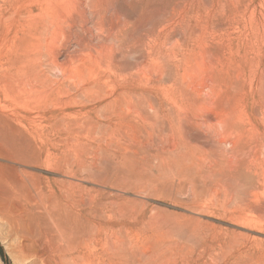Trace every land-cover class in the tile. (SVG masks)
Returning a JSON list of instances; mask_svg holds the SVG:
<instances>
[{
  "label": "rangeland",
  "instance_id": "rangeland-1",
  "mask_svg": "<svg viewBox=\"0 0 264 264\" xmlns=\"http://www.w3.org/2000/svg\"><path fill=\"white\" fill-rule=\"evenodd\" d=\"M95 229L106 264H264V0H0V264Z\"/></svg>",
  "mask_w": 264,
  "mask_h": 264
},
{
  "label": "bare ground",
  "instance_id": "bare-ground-1",
  "mask_svg": "<svg viewBox=\"0 0 264 264\" xmlns=\"http://www.w3.org/2000/svg\"><path fill=\"white\" fill-rule=\"evenodd\" d=\"M101 14V12H100ZM86 17V16H85ZM128 36V35H127ZM138 42V41H137ZM115 58V57H114ZM27 60V59H26ZM140 62V61H139ZM92 70V69H91ZM27 76V75H26ZM125 80V79H124ZM83 82V81H82ZM25 87L26 89H24V94H27V95H31V96H36V97H41L47 90L48 88H45V87H37L33 84H31V78H30V75L27 76V78L25 79ZM85 83V82H84ZM87 84V83H86ZM89 84V83H88ZM95 84V83H94ZM77 85V84H76ZM60 89V88H59ZM123 89V88H122ZM84 90V89H83ZM131 90V89H130ZM140 91V90H139ZM138 91V93H140ZM132 92V91H131ZM130 93V92H129ZM122 94V93H120ZM119 94V95H120ZM136 94V92H135ZM123 95V94H122ZM30 96V97H31ZM85 96V95H84ZM125 96V95H124ZM135 96V95H134ZM93 97V96H92ZM69 98V97H68ZM67 98V99H68ZM91 99V98H90ZM94 99V98H93ZM117 99V98H116ZM141 101V100H140ZM92 102V101H91ZM120 103V101H119ZM122 105V103H121ZM107 106V105H106ZM100 107V106H99ZM117 107V106H116ZM130 107V106H129ZM98 108V107H97ZM105 108V107H104ZM119 108V106H118ZM135 108V107H134ZM129 110V109H128ZM136 110V109H135ZM116 143V142H115ZM142 145V144H141ZM168 147V146H167ZM103 149V148H102ZM116 150V149H115ZM182 150V149H181ZM185 158V157H183ZM188 159V158H187ZM179 160V159H178ZM213 166V165H212ZM208 171V170H207ZM120 211V210H119ZM104 212V211H103ZM120 214V213H119ZM118 214V215H119ZM129 214V213H127ZM126 214V215H127ZM139 214V213H137ZM132 215V214H131ZM136 215V214H135ZM168 216V215H167ZM170 216V215H169ZM133 217V215H132ZM143 217V216H142ZM141 217V218H142ZM87 219V218H86ZM109 219V218H108ZM135 219V218H134ZM137 219V218H136ZM139 219V218H138ZM137 219V220H138ZM172 219V217H171ZM136 220V221H137ZM149 220V219H148ZM157 220V219H156ZM123 221V220H122ZM135 221V222H136ZM139 221V220H138ZM90 222V221H89ZM96 222V221H95ZM143 222V220H142ZM133 223V222H131ZM148 223V221H147ZM120 224V223H119ZM138 224V223H137ZM154 224V223H153ZM172 224V223H171ZM122 225V224H121ZM134 225V224H133ZM157 225V224H156ZM150 226V225H149ZM170 226V225H169ZM95 227V226H94ZM106 227V226H105ZM159 227V226H158ZM86 228V227H85ZM96 228V227H95ZM100 228V227H99ZM110 228V227H109ZM119 228V227H117ZM121 228V227H120ZM128 228V227H127ZM131 228V227H130ZM160 228V227H159ZM94 229V228H93ZM114 229V228H113ZM112 229V230H113ZM123 229H125L123 227ZM122 229V230H123ZM117 230V229H116ZM120 230V229H119ZM136 230V229H135ZM149 230V229H148ZM121 231V230H120ZM127 231V230H126ZM167 231V230H166ZM111 232V231H110ZM125 232V231H124ZM78 233V232H77ZM162 232H160L161 234ZM114 234V233H113ZM151 234V233H149ZM156 234V233H155ZM154 234V235H155ZM159 234V235H160ZM165 234V233H163ZM157 235V234H156ZM80 236V235H79ZM82 236V234H81ZM123 236H124V233H123ZM158 236V235H157ZM116 237V236H114ZM125 237V236H124ZM168 237V236H167ZM151 238V237H150ZM156 238V237H154ZM124 239V238H123ZM149 239V238H148ZM172 239V238H171ZM152 240V239H151ZM155 240V239H154ZM153 240V241H154ZM161 240V239H160ZM72 241V240H71ZM79 243L75 246H73L72 248V254L74 255V257L72 258V261H73V264H98V263H107L108 262V258L110 257L109 255L112 253V249H113V241H112V236L106 232V231H103L101 229H95V230H91L90 232H83V236L82 238H79ZM117 241V240H116ZM126 241V240H125ZM148 241V240H147ZM156 241V240H155ZM158 241V240H157ZM173 241V240H172ZM46 242V241H45ZM163 242V241H162ZM171 242V241H170ZM145 243V242H144ZM153 243V242H152ZM76 244V242L74 243ZM73 244V245H74ZM125 244V243H124ZM123 244V245H124ZM160 244V243H159ZM162 244V243H161ZM64 245V244H63ZM122 245V244H121ZM129 245V244H128ZM142 245V244H140ZM145 245V244H144ZM156 244H154L155 246ZM158 245V244H157ZM152 246V245H151ZM153 246V247H154ZM160 246V245H159ZM69 247V246H68ZM71 247V246H70ZM156 247V246H155ZM167 247V246H166ZM165 247V248H166ZM66 248V247H65ZM125 248V246H124ZM170 248V247H168ZM69 249V251H71ZM68 250V249H67ZM66 250V251H67ZM138 250V249H137ZM168 250V249H167ZM165 250V251H167ZM115 251V250H114ZM121 251V250H120ZM151 251V250H150ZM152 252V251H151ZM70 253V252H69ZM124 253H125V250H124ZM128 253V252H127ZM150 253V252H149ZM169 253H171V250L169 249ZM115 254V253H114ZM113 254V255H114ZM121 254V253H120ZM126 254V253H125ZM58 255V254H57ZM69 255V254H68ZM118 255V254H117ZM137 255V253H136ZM135 255V256H136ZM140 255V254H139ZM138 255V256H139ZM158 255V254H157ZM71 256V255H70ZM116 256V254H115ZM124 256V255H123ZM129 256V255H128ZM127 254L125 257H128ZM134 256V257H135ZM118 257V256H117ZM122 257V255H121ZM120 257V258H121ZM137 257V256H136ZM159 258V257H158ZM70 260V258H69ZM116 260V259H115ZM128 260V258H127ZM155 260V259H152V261ZM164 260H166L164 258ZM168 261V260H167ZM170 261V259H169ZM70 262V261H69ZM68 262V263H69ZM134 262V261H133ZM166 262V261H165ZM119 263V262H118ZM121 263V262H120ZM162 263V262H161ZM168 263V262H167ZM123 264V263H122Z\"/></svg>",
  "mask_w": 264,
  "mask_h": 264
}]
</instances>
